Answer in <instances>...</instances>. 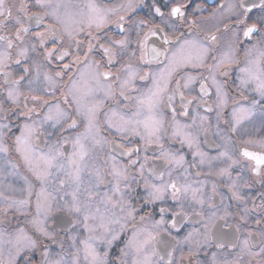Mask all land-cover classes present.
Here are the masks:
<instances>
[{"label": "snow or ice", "instance_id": "6c2138e0", "mask_svg": "<svg viewBox=\"0 0 264 264\" xmlns=\"http://www.w3.org/2000/svg\"><path fill=\"white\" fill-rule=\"evenodd\" d=\"M193 3L0 0V264H264V0Z\"/></svg>", "mask_w": 264, "mask_h": 264}, {"label": "flooded vegetation", "instance_id": "af4514ba", "mask_svg": "<svg viewBox=\"0 0 264 264\" xmlns=\"http://www.w3.org/2000/svg\"><path fill=\"white\" fill-rule=\"evenodd\" d=\"M199 3L201 5V7L204 9V11L202 13L197 12V13H193V15L195 16H207L209 13L212 12L213 10V6L217 3V0H194L193 3V7H195V4ZM189 11L191 12V8L189 9ZM214 115V113L212 114ZM206 150H210V149H206ZM184 151H188L187 149H184ZM214 153V150H210ZM188 159L190 160L191 157L189 156ZM233 175H235V173H233Z\"/></svg>", "mask_w": 264, "mask_h": 264}]
</instances>
